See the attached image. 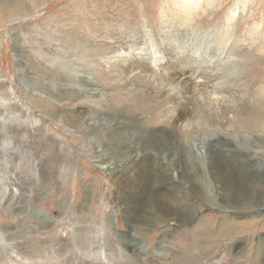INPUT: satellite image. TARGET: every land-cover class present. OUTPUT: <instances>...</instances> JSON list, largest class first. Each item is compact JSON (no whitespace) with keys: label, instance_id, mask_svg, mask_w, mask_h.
<instances>
[{"label":"rangeland","instance_id":"obj_1","mask_svg":"<svg viewBox=\"0 0 264 264\" xmlns=\"http://www.w3.org/2000/svg\"><path fill=\"white\" fill-rule=\"evenodd\" d=\"M27 1L26 14L0 15V264H264V126L230 130L204 104L194 112L200 125L170 120L160 74L135 75L116 56L138 47L147 28L165 51V10L172 34L189 28L212 47L227 36L243 49L239 65L220 64L238 79L221 89L260 92L264 0H192L191 18L181 0ZM216 73L191 77L213 90L223 80ZM241 98L230 114L264 123V108ZM192 154L210 156L204 206L177 179L197 164ZM217 192H241L249 204L224 208Z\"/></svg>","mask_w":264,"mask_h":264},{"label":"bare ground","instance_id":"obj_2","mask_svg":"<svg viewBox=\"0 0 264 264\" xmlns=\"http://www.w3.org/2000/svg\"><path fill=\"white\" fill-rule=\"evenodd\" d=\"M47 1L37 0L36 3H39L41 5ZM191 2L192 0H181L179 2L178 10L181 11L183 18H186V17L188 18V16H190L191 18V14H192ZM32 5L33 4L28 3L27 0H0V15L4 16L5 18L7 17L8 19L9 18L11 19L16 16L26 14L30 10V7H32ZM173 20H174L173 18H169L165 10L164 11L162 10L159 26L163 30L162 39H163V43L165 44V47L167 48L166 49L168 51L167 54L165 53L166 50L164 51L163 47L157 43L156 34L152 30L147 28L144 33V38H142L144 41L140 45H138V47L131 44L128 52H124L123 50L118 49V54H116V56L119 59H121V62L123 63V67L127 70H130L133 74L135 72V75L145 77L148 79H151V74H154V73L160 74L157 79V82L160 83V86L164 91L163 92L164 96L162 97L163 98L162 101L164 103L162 104L168 105L166 107V111H167V114H169L168 118L170 120L172 119L176 121L181 120L186 125H188V123H192V124L195 123L196 125L199 120L197 121L196 116L194 115V112H196L195 108L202 107V105L204 104L205 106L215 107L216 110H221V119L223 120L221 123H218V125L224 126L223 122H225V125L229 127L230 130H235L237 132H239L240 130L250 131V130H255L256 128H260L261 126H264V123L261 122V120L257 121L253 119L251 121H247L245 118L238 117L236 114H230L231 108L233 106L234 107L241 106V104H239V101L242 100L241 98L242 95H246L249 98L250 105L256 106V104H259V107L261 106L262 108H264V90H261L263 91V93H261V91L260 92L254 91L253 93L249 92L246 94H240V93H237L235 89L229 92V89H221V87H219L222 85V83L226 81V77L230 79L233 86L237 85V82H238L237 77L230 76L231 77L230 78L229 76L225 75L226 72L222 70L223 68H220V64L221 63H225V64L233 63L234 65L235 64L239 65L240 58H242L245 55L244 53H242L243 49L239 48V50L238 49L235 50L234 47L236 44L232 42L231 37H227V36H224V40L220 41L221 46L216 45L215 47H212L210 43L206 44V42H203V39L199 38V34H195V30L190 32L189 28L188 29L186 28L184 31H182L178 35H175V33L172 34V32H174V29H175V27L173 26L174 24ZM182 26L184 27L186 26V24L183 22ZM230 30L232 29L229 28V31H227V34L230 33ZM213 40H216V38ZM138 42L139 40L137 39L136 43ZM138 51H139V54H138ZM174 58L176 61H174ZM165 59H167L166 61L167 64L165 63ZM145 60L149 62L150 68L152 67L151 69L146 65ZM207 68L211 69L214 72H218L214 74L213 77L223 78L222 82L219 83L217 87L213 86L214 87L213 90H205L204 88L198 86L199 82L195 79H192L191 77V75L198 73L197 78L203 77L205 79H210L212 75L208 77H205L204 75ZM171 69L173 70L172 72L170 71ZM142 72H145V74H142ZM197 99L204 103L198 102ZM260 109L261 108H259V110ZM215 117H216V114H215ZM202 118H205V117L200 116V119ZM202 134L207 135L205 133H202ZM203 139H205V136L203 137ZM186 142H188L187 143L188 145L189 144H191V146L193 145L191 141L184 140V139L183 141L180 139L178 143L183 145ZM211 143L213 144V145L210 144L211 146L216 145L215 140H213V142ZM175 153H176L175 151L173 154L171 152L172 157H177V155L179 154L178 152L175 156ZM192 155L196 159L197 164L193 163L191 167H193V169H196L197 167V169L194 171L187 165L185 166L183 173L177 179L181 185H186L189 182L191 186L190 191L193 193L191 195L192 197L190 196L191 199L199 198L200 202L198 203V205L204 206V205H207L206 203L209 201L210 196H209V188L207 187L209 181L206 178V174L204 172L203 167L205 163L208 164V162L210 161V156H206V159H205L204 155H201V156L199 155V157H197V154H192ZM193 160L194 159H191V161ZM169 165L171 166L170 169H172L171 176L175 177L176 173L180 172L179 169L177 168V164L174 162L173 165L175 166H172V162L170 161ZM192 173H195V175H197V177L194 180L190 177ZM212 176L210 177L211 179H213ZM161 179L167 180L168 177L162 175ZM236 179H238L239 181V178H236ZM233 181H235V179ZM191 184H193L194 186H192ZM214 186H219V185L214 184ZM200 188L201 189L203 188V190H201ZM221 190L224 191L223 188ZM238 192H239V188H238ZM220 193L217 192L216 199L218 198V196H222L221 197L222 200H220L221 206L224 207L225 205H227L228 207L226 208L228 209L229 208L237 209L233 207L235 205L237 206V204H245V205L249 204L248 201L244 200V197L241 195V192L235 193V195H232V194L226 195L224 194V192H220ZM236 195H237V199L241 198L240 201H236V200L232 201V197L234 196L236 197ZM247 200H251L252 205L256 203L252 199H247ZM151 203L155 208L160 209V212L166 218H170L171 220H174V218H179L178 215L173 213L166 206L165 203L161 201H152ZM257 203H261V201ZM263 204H260L256 207H260ZM196 211L197 209H194L192 211V216L195 215ZM183 220L186 221L187 219H183ZM226 226L228 225L226 224ZM233 228H234L233 226L230 227V229H233Z\"/></svg>","mask_w":264,"mask_h":264}]
</instances>
